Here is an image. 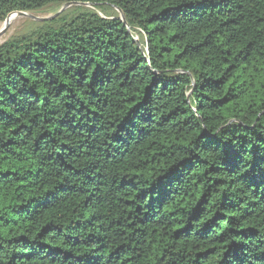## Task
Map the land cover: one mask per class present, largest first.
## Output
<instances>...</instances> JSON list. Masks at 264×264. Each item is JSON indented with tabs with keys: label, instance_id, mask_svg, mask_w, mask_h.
I'll use <instances>...</instances> for the list:
<instances>
[{
	"label": "trees",
	"instance_id": "obj_1",
	"mask_svg": "<svg viewBox=\"0 0 264 264\" xmlns=\"http://www.w3.org/2000/svg\"><path fill=\"white\" fill-rule=\"evenodd\" d=\"M68 3L0 46V264H264V0L0 22Z\"/></svg>",
	"mask_w": 264,
	"mask_h": 264
},
{
	"label": "rangeland",
	"instance_id": "obj_2",
	"mask_svg": "<svg viewBox=\"0 0 264 264\" xmlns=\"http://www.w3.org/2000/svg\"><path fill=\"white\" fill-rule=\"evenodd\" d=\"M80 10H91L105 18V14L100 6L94 5H71L68 7H65V5H51L38 12H24L25 15H15L17 17L9 25H6V21L0 22V46L13 38L31 33L43 23L54 20L57 21V24L63 23L65 20L72 18ZM116 12L117 18H121V13L119 11ZM134 38L138 42L141 40V37L137 33H134Z\"/></svg>",
	"mask_w": 264,
	"mask_h": 264
},
{
	"label": "water",
	"instance_id": "obj_3",
	"mask_svg": "<svg viewBox=\"0 0 264 264\" xmlns=\"http://www.w3.org/2000/svg\"><path fill=\"white\" fill-rule=\"evenodd\" d=\"M71 5H89V4L68 3V4H65V7H68V6H71ZM120 13H121V12H120ZM17 14H23V15H25L24 12H19V13L12 14L10 17L7 18V20H6V25H9V20H10V18H11L12 16L17 15ZM121 19L124 21V16L122 15V13H121Z\"/></svg>",
	"mask_w": 264,
	"mask_h": 264
},
{
	"label": "bare ground",
	"instance_id": "obj_4",
	"mask_svg": "<svg viewBox=\"0 0 264 264\" xmlns=\"http://www.w3.org/2000/svg\"><path fill=\"white\" fill-rule=\"evenodd\" d=\"M16 17H17V16H12V17L10 18V20H9V24L12 23Z\"/></svg>",
	"mask_w": 264,
	"mask_h": 264
}]
</instances>
